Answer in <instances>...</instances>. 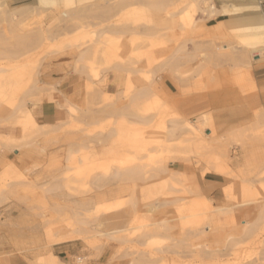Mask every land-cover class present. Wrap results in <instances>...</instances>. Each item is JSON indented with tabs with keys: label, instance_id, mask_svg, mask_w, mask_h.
Segmentation results:
<instances>
[{
	"label": "rangeland",
	"instance_id": "1",
	"mask_svg": "<svg viewBox=\"0 0 264 264\" xmlns=\"http://www.w3.org/2000/svg\"><path fill=\"white\" fill-rule=\"evenodd\" d=\"M67 1L3 5L0 264H264V50L248 53L229 16L209 17L232 1ZM68 61L78 83L64 92L45 76ZM46 102L57 120L41 119ZM185 121L198 139L173 131ZM207 161L223 172L218 188L203 184ZM125 211L128 230L105 236ZM71 233L81 255L60 263L52 240Z\"/></svg>",
	"mask_w": 264,
	"mask_h": 264
},
{
	"label": "bare ground",
	"instance_id": "2",
	"mask_svg": "<svg viewBox=\"0 0 264 264\" xmlns=\"http://www.w3.org/2000/svg\"><path fill=\"white\" fill-rule=\"evenodd\" d=\"M67 1V0H66ZM111 1V0H110ZM159 1H161L162 2V0H159ZM193 1V0H192ZM220 1H222L223 3L225 2V1H230V0H220ZM232 2H231V5L229 4V5H226V6H224L223 8H222V10L221 11H218V10H215L214 8H212V7H209V12H210V15H209V17L212 19V18H214L216 15H219V14H224L225 16H229V18H227V19H223V22H224V26L225 27H227V28H229V29H236V30H242L241 32H244V34H245V38H246V48L248 49V53H253V52H260V54H261V52L264 50V11H262V12H257V11H253V9L252 8H250V6H248V3H246V4H243V5H237V4H235L234 2H235V0H231ZM68 2V1H67ZM70 2V1H69ZM125 1H123V0H116V3L115 4H113V6H114V8H116V9H120V10H122L123 8H125V6L126 5H130V7H131V5H133L134 4V2H128V3H124ZM139 2V1H138ZM137 2V3H138ZM147 2V1H146ZM145 3V2H144ZM237 3V2H236ZM1 4H2V6L4 5V4H8V0H0V6H1ZM99 4V3H98ZM162 4H163V2H162ZM205 4V3H204ZM101 5H102V2H101ZM155 5V4H154ZM157 5V4H156ZM107 6V5H106ZM139 6V5H138ZM4 7V6H3ZM101 7V6H100ZM5 8V7H4ZM102 9H105V8H102ZM3 10V9H2ZM1 10V13H0V24H1V21H5V25H8V22H6L7 20H9V13H8V11L6 10V8H5V10H3L2 11ZM120 10H118L119 12H120ZM136 10V9H135ZM105 11V10H104ZM124 11V10H123ZM100 12H101V10H100ZM103 12V11H102ZM109 12V11H108ZM131 14H132V12L133 11H129ZM243 12H245V13H243ZM107 13V12H106ZM8 14V15H7ZM14 14V13H13ZM100 14V13H99ZM110 15L112 14V12H110L109 13ZM116 14L117 13H115V16H116ZM182 14V19H184L185 20V22L187 23V25H188V23L189 22H191L193 19H194V15L193 14H190V13H185L184 14V12H182L181 13ZM205 14V13H204ZM101 16H102V14H100ZM114 15V14H113ZM111 16V19H112V21H115V20H113V18L112 17H115V16ZM118 15V14H117ZM12 16V15H11ZM94 16V15H93ZM99 17V19H100V16H98ZM103 18H104V16L102 17V20H103ZM92 19V18H91ZM101 20V19H100ZM101 20V21H102ZM105 20V19H104ZM103 22V21H102ZM4 23V22H3ZM87 24H89V23H87ZM105 24H106V22H105ZM110 24H111V22H110ZM110 24H109V28H110ZM114 25H115V22L113 23ZM112 24V25H113ZM111 25V26H112ZM11 26V25H10ZM107 26V25H106ZM116 26V25H115ZM115 26L113 27V28H115ZM22 27H24V26H22ZM79 27V26H78ZM98 27H100L101 28V32L104 30L105 31V33H109L108 31H106L105 30V28H103L104 26L103 25H101V24H98ZM97 27V28H98ZM126 27V26H125ZM128 27H130V26H128ZM219 29L220 28H223L222 27V25L220 26V25H218L217 26ZM108 28V29H109ZM23 29V28H22ZM91 29V28H90ZM92 30V29H91ZM96 30V29H95ZM94 30V31H95ZM110 30H111V28H110ZM118 30H119V28H118ZM118 30L117 31H115L116 33L118 32ZM120 30H121V28H120ZM119 30V31H120ZM125 30H126V28H125ZM235 30V31H236ZM97 31V30H96ZM95 31V32H96ZM99 31V30H98ZM104 31H103V33H104ZM123 31V30H122ZM234 31V30H233ZM114 33V34H116L113 30L110 32V33ZM238 32V31H237ZM240 32V31H239ZM92 33V32H91ZM121 33V32H120ZM98 34V33H97ZM118 34V33H117ZM36 38H38V36L36 37ZM99 42H97L96 41V43L94 44V42H92L93 43V45H92V47H93V49H92V51H96L97 50V46H98V44H101V42H100V40H98ZM108 43V42H107ZM107 43H105L106 44V46H107ZM109 47V46H108ZM109 50H110V47H109ZM111 50H113V48L111 49ZM115 51V50H114ZM113 52V51H112ZM113 54V53H112ZM258 54V53H257ZM259 54V55H260ZM259 55H257L258 57H259ZM111 56V55H110ZM256 56V57H257ZM254 57V56H253ZM260 58V57H259ZM5 72V71H4ZM247 73V72H246ZM245 73V74H246ZM1 76L3 77V75L1 74ZM0 78V81L1 80H3V78ZM5 77H7L6 75H5ZM247 77H248V79L251 81V82H254L253 81V79H251V75L248 73V75H247ZM1 83V82H0ZM4 83H5V80H4ZM83 83V82H82ZM250 83V82H249ZM3 84V83H2ZM252 83H250V85H251ZM254 85H251V87L249 86V88H251V89H254V88H252ZM153 87V86H152ZM255 87V86H254ZM5 88V86H3V88H1V90H0V92H3L2 90ZM156 87H153V89H155ZM6 89H7V87H6ZM6 91L4 90V93H5ZM114 94V93H113ZM113 94H112V96H113ZM118 95V94H117ZM117 95H116V97H117ZM0 96H2V93H1V95ZM3 96H4V94H3ZM114 97H115V95H114ZM1 98V97H0ZM116 99V98H115ZM115 101V100H114ZM114 103V102H113ZM115 104V103H114ZM118 104V103H117ZM113 105V104H112ZM179 114V113H178ZM202 115V114H201ZM205 115H206V113H205ZM26 119H27V121H28V125H31V126H33L34 128L35 127H37L38 126V124L35 122V120H34V118L30 115V114H27L26 115ZM198 120V119H197ZM206 120V117L205 116H202L201 118H200V120L199 121H205ZM195 122V121H194ZM194 122L193 123H191V122H189V121H185V125H183V126H181L180 124H179V122L178 123H176V126L173 128L174 130V132L175 133H177V132H179V131H182V130H186V131H188V132H190V133H193V135H195V138H199V136H198V134H197V131H196V127H195V125H194ZM196 123V122H195ZM180 125V126H179ZM148 133V132H147ZM152 134H155V133H153V132H151ZM150 133V134H151ZM145 134H146V132H145ZM149 134V133H148ZM158 134V133H157ZM142 136V135H141ZM153 136V135H152ZM155 137L157 138V136H156V134H155ZM161 137H163L162 135H161ZM143 139H145L144 137H143ZM155 139V138H154ZM136 140V139H135ZM138 140V139H137ZM151 140V139H150ZM149 140V141H150ZM152 140H153V137H152ZM144 141V140H143ZM146 141H148V139L146 140ZM146 141H144V143L146 142ZM142 141L140 140V143H141ZM153 142V141H152ZM155 142V141H154ZM163 142V141H162ZM134 143H136V142H134ZM143 144V143H142ZM145 145H146V143H145ZM131 146H136L135 144L134 145H132L131 144ZM141 146V145H140ZM144 146V145H143ZM164 146V145H163ZM134 148V147H133ZM138 148V147H137ZM141 149V148H140ZM207 165H206V167L203 169V171H202V174H206V173H215V174H223V172H222V170H221V168H220V166L219 165H217L216 163H211V162H208L207 161V163H206ZM141 165H139V166H136V167H133V168H131V169H129V170H127V171H130V172H140V169H141ZM191 168V167H190ZM191 171V170H190ZM133 172V173H134ZM192 173H194V172H192ZM190 177H192V176H190ZM193 177H194V175H193ZM193 177H192V179H193ZM101 197V195L99 196V195H96L95 196V198H100ZM201 197H203V196H201ZM204 198V197H203ZM205 199V198H204ZM200 201V200H199ZM202 203V204H201ZM203 205L204 204V202L203 201H201V202H198L197 203V205ZM108 210H113L114 208H115V206L114 205H112V203H106L105 205H104ZM206 206V205H205ZM194 210L193 209H191V208H189V210L187 211V213H190L191 215L190 216H192V218H193V216H195V214H194ZM197 214V213H196ZM188 215V214H187ZM132 217H134V215L132 216ZM186 217V216H185ZM122 218H123V221L121 222H119L120 223V225H122V228H115L114 227V229H112V230H108V233L106 232L104 235L106 236H109L111 239H113V238H117V236H118V234H120V233H122V232H126L127 230H128V224L130 223L129 222V219H130V216H129V212L128 211H125V212H123V214H122ZM135 218V217H134ZM188 218H190V217H188ZM119 219H121V216H120V218ZM194 219V218H193ZM131 220H133V219H131ZM130 220V221H131ZM199 220V219H198ZM116 224H118V223H116ZM115 226V225H114ZM107 228H109V227H107ZM113 228V227H112ZM209 229V228H208ZM79 239H82V237L78 234V233H71V234H60V235H58L57 237H55L53 240H52V242L54 243V244H61V243H66V242H70V241H73V240H79ZM179 262V261H178ZM79 264H82V262H81V260H79V262H78ZM172 264H176L175 263V261L174 260H172Z\"/></svg>",
	"mask_w": 264,
	"mask_h": 264
},
{
	"label": "crops",
	"instance_id": "3",
	"mask_svg": "<svg viewBox=\"0 0 264 264\" xmlns=\"http://www.w3.org/2000/svg\"><path fill=\"white\" fill-rule=\"evenodd\" d=\"M221 16H216L213 19V22L216 24L219 20H221ZM260 70L264 69L263 67L259 68ZM48 80V82H51L52 84H60L59 88H63L62 90L64 92H67V89L74 84L78 83V77L73 72V66L70 61L68 62H58L55 64H52L48 68V72L45 76ZM67 83V86L63 87V84ZM260 83L262 86H264V78L260 79ZM62 84V85H61ZM53 96V100H54ZM41 119H43L44 122H51L55 121L59 118L60 112L54 107L53 104H49L46 102L39 111ZM222 175L215 174V173H207L203 177V184L205 186L211 187V188H218L220 185H222L223 181ZM51 253L54 258L58 259L60 262V259L67 260L69 257H71L73 254L81 255L79 250L76 251L75 246L70 243H61V244H55L51 248ZM79 262V260H77ZM82 262V261H81ZM61 263V262H60Z\"/></svg>",
	"mask_w": 264,
	"mask_h": 264
}]
</instances>
